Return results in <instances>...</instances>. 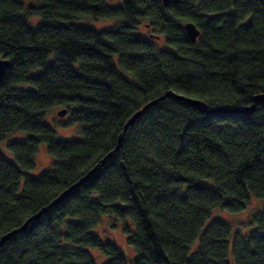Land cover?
I'll use <instances>...</instances> for the list:
<instances>
[{"label":"trees","instance_id":"trees-1","mask_svg":"<svg viewBox=\"0 0 264 264\" xmlns=\"http://www.w3.org/2000/svg\"><path fill=\"white\" fill-rule=\"evenodd\" d=\"M106 1L0 0V58L11 62L0 83V140L33 134L10 142L13 161L0 152V238L100 163L150 100L171 90L209 107H237L264 93V0ZM110 17L109 29L86 23ZM142 22L168 48L159 49L152 33L138 37ZM186 22L199 29L196 42ZM71 104L81 136L59 140L44 115ZM41 143L54 162L32 177ZM112 155L2 244L0 264H127L110 239L118 223L135 229L127 238L133 264H264V209L231 242L227 223H207L215 208L237 212L251 196L264 198V106L250 115L205 114L165 98Z\"/></svg>","mask_w":264,"mask_h":264},{"label":"rangeland","instance_id":"rangeland-1","mask_svg":"<svg viewBox=\"0 0 264 264\" xmlns=\"http://www.w3.org/2000/svg\"><path fill=\"white\" fill-rule=\"evenodd\" d=\"M122 2V0H107L106 3L110 5H118ZM37 3L36 0H23L24 5L29 4H35ZM38 17L34 18V20L30 19V24L35 26ZM115 19L110 18H98V19H89L86 21V23L89 25V27L94 28L95 30H102V29H109L112 28V26L115 23ZM145 22H142L140 26L137 27L136 30H134V33L141 38H149V34L152 33L153 35L159 36V31L144 26ZM155 43H157V46L159 49H166L168 46H166V42L163 37L159 36V39L154 40ZM54 57V55H53ZM40 68H37L33 71H31L30 75H35L36 73H39ZM22 87H27L25 84H20ZM74 105H69V112L64 114V116L58 115L59 112L65 107L62 106H55L44 115V122L47 124V126H50L54 131L57 139L59 140H75L80 138L81 130L83 123L72 121V115L71 112L74 109ZM33 136L32 133L27 131H14L9 134H7L4 138L0 140V152L3 153L9 160H14L13 154H11L8 145L12 141H18V140H24L27 137ZM45 143L39 144V147H37V153L35 158V168L28 172V174L32 177H36L39 174H41L43 171L49 169L54 160L51 158L50 154L47 151V147H45ZM23 181H21V187L23 186ZM203 185L205 186H211L212 183L209 181H203ZM264 209V198H256L254 196H251L248 200L246 206L237 212H232L228 210H224L221 208H215L213 209L211 213V217L207 220V223H209L213 219H220L227 223L230 226L231 229V240L232 237L236 233H241L242 235L248 234L250 232L254 225L251 224L253 217L260 212V210ZM206 223V224H207ZM105 226H108V223H105ZM122 223H118L117 226L110 231V239L112 242L116 244V246L119 248V250L124 254L125 260L127 261V264H133L134 258H136V250L134 247L128 242V237L130 234L134 232V228H131L130 232H124L122 228ZM196 245V244H195ZM98 249H92L90 251H95L94 254H97L96 252ZM232 258V255H231ZM106 260V258L104 259ZM104 263V262H103ZM234 264V262H232Z\"/></svg>","mask_w":264,"mask_h":264},{"label":"water","instance_id":"water-1","mask_svg":"<svg viewBox=\"0 0 264 264\" xmlns=\"http://www.w3.org/2000/svg\"><path fill=\"white\" fill-rule=\"evenodd\" d=\"M171 0H161L162 4L164 7H167L169 5ZM183 28L185 30V34L187 35L188 39L191 40L192 42H196L198 37L200 36V31L197 28L196 24L192 22H186L183 25ZM154 38H159L158 36H153ZM10 60L7 58H0V83L3 80V77L5 75L6 70L10 66ZM172 97L174 99L181 100L185 103L188 104V106H192L193 108H196L199 112L205 113V114H210V113H219V112H225V113H235V114H241V115H250L253 114L255 110H257L258 106H264V93L261 94H256L253 97V103L248 106H237V107H209L204 101L198 99V98H191L188 96H185L183 94H178L175 93L174 91H167L163 95L159 96L157 99H152L149 102H147L143 107H141L139 110H136L126 121V123L123 126V130L119 132L120 134L118 135L117 138V143L116 146L108 152L100 161V163L96 164L89 172H87L84 176H82L77 182L73 183L70 187L66 188L63 192H61L56 199H53V201L42 208L41 210H38L37 213L33 214L30 216L22 226L19 228L13 229L7 233H5L1 238H0V246L2 244H5L7 240H10L13 236L18 235L22 232H24L28 225L34 221L40 218L44 213H47L48 210H50L53 206L58 205L63 199H65L70 192L75 189L76 187L81 186L86 179L88 180L90 176H92L100 167V165H103L109 158H111L118 149L121 146V143L123 141V138L125 136V132L127 133V130L130 126L134 125L135 121L139 119L142 115H144L148 109L152 108L155 106L158 102L162 101L165 98ZM67 111L66 109H63L59 112L58 115L64 116Z\"/></svg>","mask_w":264,"mask_h":264}]
</instances>
